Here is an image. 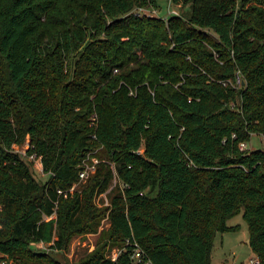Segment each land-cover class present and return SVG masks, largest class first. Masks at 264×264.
I'll use <instances>...</instances> for the list:
<instances>
[{"label":"trees","instance_id":"1","mask_svg":"<svg viewBox=\"0 0 264 264\" xmlns=\"http://www.w3.org/2000/svg\"><path fill=\"white\" fill-rule=\"evenodd\" d=\"M172 1L190 9L166 22L135 13L157 0H0V251L19 264H63L34 244L66 252L108 212L75 264H139L106 257L132 233L152 264H211L241 210L264 264V147L240 148L264 142V0Z\"/></svg>","mask_w":264,"mask_h":264},{"label":"rangeland","instance_id":"2","mask_svg":"<svg viewBox=\"0 0 264 264\" xmlns=\"http://www.w3.org/2000/svg\"><path fill=\"white\" fill-rule=\"evenodd\" d=\"M156 6L150 5L143 8V11L147 14L152 13L154 16L158 17L164 16L169 13L171 9L177 10L181 15L189 11L190 6L187 4L185 6L177 5L173 3L172 0H157ZM191 58H189L190 60ZM134 92V91H133ZM28 142L23 144L13 146L14 151L17 152L20 157L26 161L33 174L37 177L40 182H45L49 178V174L44 172L41 167L40 159L27 157L25 150L28 148ZM248 149H261L264 147L263 137L260 134H253L250 141L247 142ZM140 152L143 151L141 148ZM108 155L103 149L102 146L95 148L90 152L87 157L83 160L81 165L87 163L89 165H95L94 172H90L86 181L80 182L77 186H83L87 183L88 179L94 175L97 171V165L100 162H108ZM108 192V191H107ZM107 198H104L101 194L97 195L95 198L96 203L101 204L102 207L106 206L105 203L108 201L110 203V197L108 193L106 194ZM103 220V219H102ZM102 223V222H101ZM228 225L237 226L236 230L219 232L215 237L214 248L212 253V262L211 264H222L227 262L228 264H250V260L256 256L249 244V230L248 224L243 216V210L235 214L227 221ZM106 223H104V227ZM105 229V228H103ZM100 227L96 232H91L85 235L76 236L71 241L70 247L66 252H57L52 253V249L49 251L52 255L60 259L63 264H75L82 257L87 255L90 252V249L93 250L97 247L99 242H103L104 231ZM36 249H43L36 244H34ZM45 250V249H43ZM46 251V250H45Z\"/></svg>","mask_w":264,"mask_h":264},{"label":"built area","instance_id":"3","mask_svg":"<svg viewBox=\"0 0 264 264\" xmlns=\"http://www.w3.org/2000/svg\"><path fill=\"white\" fill-rule=\"evenodd\" d=\"M143 8L144 7H139L137 9H135V13L136 14H146V15H149V16H154V14H152V13H149V14L145 13L143 11ZM173 15H180V13L177 10H175V9H171L168 14H166L164 16H160L159 15V17L163 18L167 22L169 20V18L171 16H173ZM224 83L226 84V82H224ZM236 83L237 84L244 83V80H242V77L239 74L237 75ZM131 93H133V92H131ZM231 106L233 108H235V109H238V110L240 109L239 101L234 102V103L232 102ZM15 145H19V144H15ZM15 145H13V146H15ZM30 146H31V144H30V142H28L27 150L30 148ZM240 148L243 151L248 150L247 142L246 141H242L240 143ZM27 150H25V153H26L25 155L27 157L40 159V162H41V157H38L35 154H28ZM40 165L43 168L42 163ZM94 169H95V165H89L87 163H84L83 165H81V169L79 170V180H78V182L75 183V185L71 188V190L77 189L78 188L77 185L80 182L86 181L88 176L90 175V172H94ZM118 182H120L122 186H124V185L126 186V184L119 179L117 173L115 172L114 181H113V184H112L111 188L114 185H116ZM58 191L62 192L61 189H59ZM107 193L108 192H104V193H101V195L104 198H107L106 197ZM105 205H110V203H108V201H107L105 203ZM54 215L55 214H53L51 217H53ZM104 223H106L105 227H104ZM109 226H110V219H109V212H108L107 216L102 220L100 228L101 229L108 228ZM35 244L37 246L45 249L47 252H49L51 250L50 245L48 243L43 242V241L37 242ZM92 250H93V248L90 249V251H92ZM128 250H130V257L135 263L152 264L151 258L147 255V253L145 252L144 248L142 247V245L140 244V242L138 241V239L134 235V233H132L130 236L126 237L121 246H116L112 250H109L106 257L107 258H111L114 261H116L118 259V257L120 256V254H122L123 252L128 251ZM0 264H19V262L15 258L9 256L7 253H3V252L0 251ZM222 264H228V263L227 262H223ZM250 264H260V258L258 256H255L254 258H252L250 260Z\"/></svg>","mask_w":264,"mask_h":264}]
</instances>
